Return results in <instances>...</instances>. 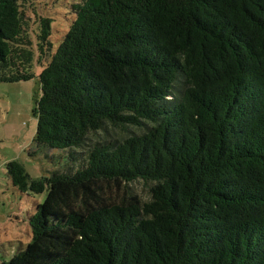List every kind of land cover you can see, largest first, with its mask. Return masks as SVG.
Wrapping results in <instances>:
<instances>
[{
	"label": "trees",
	"instance_id": "1",
	"mask_svg": "<svg viewBox=\"0 0 264 264\" xmlns=\"http://www.w3.org/2000/svg\"><path fill=\"white\" fill-rule=\"evenodd\" d=\"M32 3L0 0V83L40 67L30 156L68 162L41 178L7 163L46 196L3 264H264V0H81L55 53Z\"/></svg>",
	"mask_w": 264,
	"mask_h": 264
},
{
	"label": "rangeland",
	"instance_id": "2",
	"mask_svg": "<svg viewBox=\"0 0 264 264\" xmlns=\"http://www.w3.org/2000/svg\"><path fill=\"white\" fill-rule=\"evenodd\" d=\"M81 0H33L35 13L50 18L52 53H55L76 14L72 5ZM31 24L28 28L34 41L38 23L32 10L27 13ZM36 22V23H35ZM40 67L35 66V76L28 81L0 83V264L8 261L14 254L25 249L31 241L32 233L29 217L34 213L37 203L44 201L46 193L22 192L14 187L7 174V163L19 161L31 178L49 177L68 162L67 152L62 149H47L38 155L34 151L33 137L37 120L32 109L39 97ZM151 123L142 127L126 129L107 126L89 134L88 145L104 142L115 144L127 135L145 131ZM150 183L136 180L130 184L133 193L141 200L150 199Z\"/></svg>",
	"mask_w": 264,
	"mask_h": 264
},
{
	"label": "crops",
	"instance_id": "3",
	"mask_svg": "<svg viewBox=\"0 0 264 264\" xmlns=\"http://www.w3.org/2000/svg\"><path fill=\"white\" fill-rule=\"evenodd\" d=\"M38 204V203H37ZM35 208H36V206H35Z\"/></svg>",
	"mask_w": 264,
	"mask_h": 264
}]
</instances>
